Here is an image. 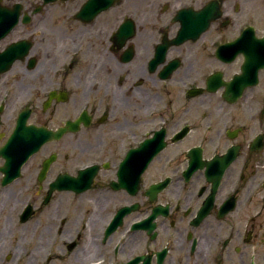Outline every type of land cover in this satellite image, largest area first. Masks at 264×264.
Masks as SVG:
<instances>
[{
    "label": "flooded vegetation",
    "instance_id": "1",
    "mask_svg": "<svg viewBox=\"0 0 264 264\" xmlns=\"http://www.w3.org/2000/svg\"><path fill=\"white\" fill-rule=\"evenodd\" d=\"M0 264H264V0H0Z\"/></svg>",
    "mask_w": 264,
    "mask_h": 264
}]
</instances>
